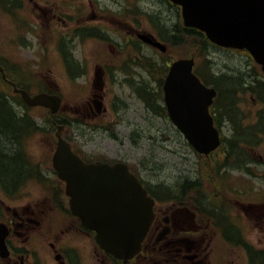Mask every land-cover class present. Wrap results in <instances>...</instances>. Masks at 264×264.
Wrapping results in <instances>:
<instances>
[{
	"label": "flooded vegetation",
	"instance_id": "obj_1",
	"mask_svg": "<svg viewBox=\"0 0 264 264\" xmlns=\"http://www.w3.org/2000/svg\"><path fill=\"white\" fill-rule=\"evenodd\" d=\"M126 3L116 1L124 9ZM111 10L108 0H0V80L4 84L0 86V103L23 123L14 148L26 166L12 184L0 174V223L9 229L10 250V257H0V264H83L76 261V238L78 233H91L72 214L65 182L53 167L63 107L51 118L38 114L35 118L19 91L31 93L26 80L33 77L92 78L97 69H102L105 77H120L123 67L117 62L126 51L122 46L127 36L113 41L112 23L132 33L137 28L134 19L123 13L116 20ZM87 29L94 36L90 40L98 43L92 52L81 43ZM113 42L120 48L113 49ZM78 51L81 55L76 60ZM112 53L116 56L114 62ZM87 62L93 65L87 67ZM50 84L59 91L57 83ZM49 92L57 94L52 89ZM102 96L105 105V91ZM75 110L92 119L107 115V111L99 114L93 102ZM220 131L222 146L217 153L216 176L207 174L215 192L208 193L205 182L193 185L188 181L183 188V202L190 205L179 203L178 190L173 189L169 198L159 200L143 250L130 264H243L242 253L248 264H264V156L255 161L254 147L245 149L243 142L237 144L239 149H230L233 140L249 135L231 134V122L229 134L223 128ZM44 135L46 144L39 146L45 151L32 153L30 141ZM197 186L202 190L199 197L193 195ZM32 190L43 191L44 198L25 199ZM18 194H25V200L15 198ZM52 211L61 222L58 232L51 223ZM45 249L50 262L42 259ZM57 257L60 261H55Z\"/></svg>",
	"mask_w": 264,
	"mask_h": 264
},
{
	"label": "water",
	"instance_id": "obj_2",
	"mask_svg": "<svg viewBox=\"0 0 264 264\" xmlns=\"http://www.w3.org/2000/svg\"><path fill=\"white\" fill-rule=\"evenodd\" d=\"M183 6L185 25L195 27L207 33L214 43L225 48L250 51L264 71V0H172ZM146 42L152 40L145 36ZM162 47L159 44H156ZM194 61H179L171 68L165 83V100L175 124L188 136L194 146L208 154L219 145L217 130L209 114V106L216 96L214 89H207L193 74ZM100 81V78H98ZM26 101L32 105L53 106L59 108L60 100L47 95H39ZM70 148L62 140L56 155V161L68 158ZM126 167L125 165H123ZM88 168L100 166H86ZM127 187H124L120 200L127 204L103 206L104 218L93 219L81 211L76 198L79 194L75 179H69V192L74 194V212L83 216L85 223L98 232L97 239L111 253L125 260L132 257L140 248L152 219V201L146 197L135 178L127 171ZM72 174V172H71ZM66 177V176H65ZM135 182L132 184L131 182ZM98 194L104 189H97ZM132 196L134 198H132ZM111 210V211H110ZM137 214L138 219L132 214ZM131 221L136 225V232L131 233ZM129 232V233H128Z\"/></svg>",
	"mask_w": 264,
	"mask_h": 264
},
{
	"label": "rangeland",
	"instance_id": "obj_3",
	"mask_svg": "<svg viewBox=\"0 0 264 264\" xmlns=\"http://www.w3.org/2000/svg\"><path fill=\"white\" fill-rule=\"evenodd\" d=\"M111 4L114 0H110ZM150 4L152 6L151 10L154 12H161L162 15H164L165 18L169 17V22L171 24H176L178 21V13L177 10L170 7L168 4L164 3L161 4L160 0H143V6H148ZM132 6L134 7L136 3L133 0H128V4L126 3L127 6ZM112 10H115L114 7L111 6ZM116 11V10H115ZM129 13V12H128ZM169 14V15H168ZM127 17H129V14H127ZM163 19V18H162ZM95 44L96 42L89 43L88 46L84 47V49L87 52H92L95 49ZM187 50H191V46H187ZM77 58L79 60V56L81 55L80 51L76 52ZM172 54L177 55L176 53L172 52ZM190 54V53H189ZM211 58L214 62V68L217 73L226 74V72H232L233 69H242L243 73H247L248 71L250 72L251 68L250 65L247 64H242L245 62L243 59L246 57L243 54H236L234 52L230 51H224V50H214L212 49L211 52ZM251 60V59H250ZM253 63V62H252ZM255 63H253V70H255ZM86 65H92V62L86 63ZM241 66V67H240ZM260 68L257 66V71ZM241 73V74H243ZM43 80V79H39ZM58 83L61 84V91L62 95L64 98V102L67 104L66 107V113L70 118H74L75 116V107L77 104H81V107H84V104L90 97V85L92 84V80L87 79V78H80L76 80V83L73 84L70 82V80L66 78H61V79H56ZM43 81H49L52 82L54 79H44ZM115 80H108L107 81V90L110 93L108 102L110 103L113 100V97L115 96H120V100L126 101V104L128 105V108L131 110L130 112L125 114V119L127 121H134L136 120L138 124L143 123V128L144 132L148 134L149 138L152 136L154 133L157 132V130H160L162 133L166 134L168 136H173L174 139H176V135H178L177 131H175L174 127L172 124L166 122V121H161V120H155V118H152V121L150 124L146 123L149 118H151L150 115H148L145 112L144 107L138 100H134L132 97V94L130 91L126 88H124L120 84H116ZM246 82V81H245ZM247 83V82H246ZM36 83H34L31 88L33 90L36 89ZM124 89L126 96L124 95ZM242 108L245 111L246 115L248 118H251L253 115L256 114L257 111L260 110L261 106L257 103H254L252 101V98H250L248 95H242ZM107 102V103H108ZM121 104V103H119ZM38 112H34L33 116L39 117ZM123 114V112L121 113ZM120 114V115H121ZM112 117H113V112H112ZM112 119V118H111ZM251 121V120H248ZM252 122V121H251ZM142 128V129H143ZM86 130V129H85ZM124 131V134H127L130 131V128L128 126H121L119 132ZM228 134V133H227ZM73 139L75 140L74 133H71ZM147 135L143 136L140 139L139 145L141 146L140 148H131L129 147V142L125 140L124 145H119L115 143L113 140H109L107 138L102 139L99 136H81L79 137V141H77V144L81 147L82 150H89V151H94V153H97L98 155L105 156L108 159H122L126 158L128 161L133 165L136 166L137 162H139L141 159H146L148 162V158H150V154L156 153L157 157L155 159L156 164H151V166L155 167V171H160L158 172L157 175H149L148 177H145L147 180H153L157 179V181H165L168 183H171L172 181L170 180V175L173 174V178L177 177V173L174 174L173 167L175 166V162L180 163L181 166L183 167H188L189 163H192L195 161L194 155L192 152H190L188 149L184 148L181 145L170 143L167 144L166 146L168 147V150L162 149L161 147L153 145L149 140ZM46 138L47 136H40V139L33 138L31 142V149L32 153H36L37 155H40L42 152L45 151L43 147H40L39 145L45 146L46 144ZM86 143V144H83ZM166 144V143H165ZM173 149V150H172ZM184 150H187V153L185 154L187 157V160H183L180 157V153H182ZM149 153L147 157L144 155ZM96 154V155H97ZM254 156L256 157L255 160H259V156H264V140L260 142L258 145L257 149L254 150ZM34 193L37 194L38 191L34 190ZM33 193V194H34ZM79 248H81V253L83 256V261L88 262L89 259H93L92 257L93 254H91V249L92 246H88L87 243L81 241L78 243ZM91 262V261H89ZM242 262H244V256L242 255ZM94 264H98L97 262H92Z\"/></svg>",
	"mask_w": 264,
	"mask_h": 264
},
{
	"label": "trees",
	"instance_id": "obj_4",
	"mask_svg": "<svg viewBox=\"0 0 264 264\" xmlns=\"http://www.w3.org/2000/svg\"><path fill=\"white\" fill-rule=\"evenodd\" d=\"M168 3L167 0H160V3ZM172 6V5H171ZM153 20H157L156 26L161 31V35L165 40H170L171 45L175 48H180L185 56L189 55V50L187 46L192 45L191 55L196 56L199 59H203L212 49L216 48L209 40L206 38L205 34L195 30L186 28L181 21L176 22V24H171L169 22V17L165 18L161 12L155 13L152 16ZM163 18V19H162ZM247 58L242 64L250 65ZM241 67V66H240ZM250 74L245 75L242 69H233L232 72H227L226 74L216 75L214 71L213 61L206 60L203 67V75L208 84H213L220 92L221 97L218 102L217 114L219 115V121L223 118H227L229 121L233 122L236 132L240 135L246 132L249 135L242 136V142H247L249 137H252L258 132L264 131V111L259 115V123L252 127L243 128L241 118L242 113L239 110V105L241 101V96L245 93H252L260 100H264V78L259 77L255 73L250 65ZM145 69L150 75V79L155 81L156 86L150 87L151 80H141L136 82L134 89L137 91L139 96L143 98L146 105L157 115L162 116L164 108L159 103L162 97V84L166 73L168 71L165 62H160L159 64H153L150 62L145 63ZM201 74V76H203ZM247 83H246V82ZM152 83V85H155ZM0 174L5 178V180L12 184L14 181L19 179L22 172L25 170V163L23 158L15 153L14 146L16 145V134L19 133L20 125L23 123L12 113L7 106L0 103ZM64 123V121H62ZM241 126V127H240ZM240 127V128H239ZM231 150L239 149L237 141H232ZM196 185L198 182H194ZM199 192V186L194 187ZM264 260V257L262 258Z\"/></svg>",
	"mask_w": 264,
	"mask_h": 264
},
{
	"label": "bare ground",
	"instance_id": "obj_5",
	"mask_svg": "<svg viewBox=\"0 0 264 264\" xmlns=\"http://www.w3.org/2000/svg\"><path fill=\"white\" fill-rule=\"evenodd\" d=\"M169 15V14H168ZM223 72H221L220 74H222ZM227 73V72H226ZM250 73H252L251 72V70H250V72L248 71L246 74H250ZM220 74H218V75H220ZM243 75H245L244 73H243ZM150 87L151 88H153V85H152V83H150ZM219 175V174H218ZM211 176V175H210ZM212 177V176H211ZM193 184V183H192Z\"/></svg>",
	"mask_w": 264,
	"mask_h": 264
}]
</instances>
